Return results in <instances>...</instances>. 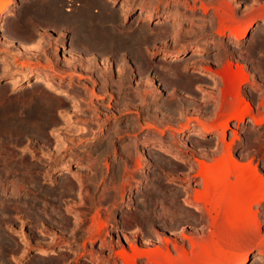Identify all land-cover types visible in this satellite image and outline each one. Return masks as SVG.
Returning a JSON list of instances; mask_svg holds the SVG:
<instances>
[{
    "label": "rangeland",
    "instance_id": "1",
    "mask_svg": "<svg viewBox=\"0 0 264 264\" xmlns=\"http://www.w3.org/2000/svg\"><path fill=\"white\" fill-rule=\"evenodd\" d=\"M34 1L13 0L0 15V264H124L117 251L130 250L133 239L141 250H157L165 247L164 236L172 240L176 264H204L210 258L203 252L219 243L230 251L222 264H236L247 253L246 264H264V252L256 246L264 238V201L248 208L250 192L234 190L244 183L234 169L238 158L244 166L252 161L264 177V0H105L106 10L102 4L93 7L96 15L117 18L107 20L105 33L106 26L122 23L142 34L133 37L139 43L124 44L125 50L116 42L118 54L88 52L76 26H53L46 16L38 20L34 9L50 0ZM61 1L55 10L65 12V19L84 6V0ZM127 1L134 7L131 13ZM220 1L232 11L226 9L229 21L221 36ZM149 9L158 12L147 16ZM251 18L253 27L238 38L233 30L246 27ZM228 61L248 72L242 90L262 120L258 125L252 116L242 123L231 120L225 130L227 145L236 140L231 155L224 153L225 142H215L227 113L222 102L231 99L229 92L221 94L226 85L221 71ZM28 72L30 79L13 89L10 81ZM37 75L49 76L76 100L37 83ZM234 78L239 83L241 76ZM45 98L56 104L54 110L48 111ZM33 112L39 115L32 117ZM202 125L213 129L192 135ZM67 161L73 165L69 172ZM199 161L219 163L216 174H226L216 228L210 227L213 210H196L217 202L213 185L209 190L199 176ZM253 186L257 198L260 181ZM196 192L204 194L199 203L192 198ZM238 198L247 205L239 206ZM98 217L106 225L100 234L94 231ZM182 229L195 236V244L181 237ZM176 238L187 257L174 248ZM137 261L149 262L145 256Z\"/></svg>",
    "mask_w": 264,
    "mask_h": 264
},
{
    "label": "bare ground",
    "instance_id": "2",
    "mask_svg": "<svg viewBox=\"0 0 264 264\" xmlns=\"http://www.w3.org/2000/svg\"><path fill=\"white\" fill-rule=\"evenodd\" d=\"M36 1V0H35ZM34 1V2H35ZM37 1H39V0H37ZM41 1V0H40ZM49 1V0H48ZM61 1V0H60ZM81 1V0H80ZM85 1V2H84ZM83 1V3H84V6L81 8L80 7V12H79V14H73L74 16H71V15H68L67 16V14H66V19L63 17V16H65V12H64V15H62L63 14V12H62V14L61 13H59L58 11H56L55 9H56V3H58L57 2V0H50L49 2H46V4H44L43 6H41V5H39V6H37V8L36 9H34L35 10V14L39 17L38 18V20L41 18V17H47L46 19H45V21L47 20V19H49V21L51 22H48V23H50V24H52L53 25V23L55 24V26H59V25H61V24H70V25H74V26H76V28L78 29V31L77 30H75V31H77L76 33L77 34H79V36H80V42L82 43V46L84 47V49H86L88 52L89 51H93V52H95V51H97V52H110V53H113V54H118V53H116V51H115V44H116V42H122L123 43V46L122 47H124V50L125 49H127L128 47H126L125 48V45L124 44H126V43H130L132 40H133V42H137V43H139L138 41L139 40H137L138 38V35L139 36H141L142 34H140L141 33V31L139 32V34L138 35H136L135 33H136V29H134L133 28V26L131 25L130 27H124L123 25H122V23H116V25H114V24H112V25H114V27H112L111 29H109L107 26H106V28L108 29V31L105 33V31H104V26L105 25H108V22H107V20H109V19H113L115 16H114V14L113 13H109V14H107V13H101V14H99V15H96L95 14V12L96 11H93V7L95 6V5H98V4H108V3H106L107 1H105V0H84ZM103 1H105V3L103 2ZM61 2H63V0L61 1ZM82 2V1H81ZM112 2V1H111ZM128 2V1H127ZM13 3V0H0V15L3 13V12H5L6 11V9L8 8V7H10V5ZM36 3V2H35ZM35 3H33L32 5L34 6V7H36L35 6ZM38 3V2H37ZM36 3V4H37ZM40 3V2H39ZM43 3H44V1H43ZM64 3V2H63ZM223 3V1L221 2L220 1V6L218 7V6H216L221 12H219L220 14H219V22H218V24H219V26H218V31H217V33L221 36V35H224L225 34V31H226V20H228L227 19V15H228V12L230 11L229 9L230 8H226V7H228V5L225 7V5L224 4H222ZM60 4V3H59ZM58 4V5H59ZM102 4V5H103ZM101 5V6H102ZM103 5V9H105L106 10V6H104ZM109 6H110V4H108ZM127 5V9H128V12H127V9H126V12L127 13H131L133 10H134V7H132V5L128 2V4H126ZM142 5V4H141ZM33 6H32V8H33ZM101 6H100V10H101ZM143 6V5H142ZM147 6V5H146ZM261 6V5H260ZM31 7V6H30ZM145 7V6H144ZM149 7V6H148ZM57 8H58V10H59V7L57 6ZM111 8V7H110ZM143 8V7H142ZM146 8V7H145ZM144 8V9H145ZM151 8V7H150ZM154 8V7H153ZM256 8V7H255ZM255 8H254V10H255ZM258 8V7H257ZM124 9V8H123ZM148 9V8H147ZM204 10L205 9H207V5L205 4L204 5V8H203ZM229 10L228 12H227V10ZM258 9H260V8H258ZM262 9V8H261ZM264 9V8H263ZM29 10H31V8H29ZM98 10V9H97ZM110 10V9H109ZM114 10V9H113ZM150 10V11H149ZM148 10V14L149 15H147V16H150V15H154L155 16V14L158 12V11H156V10H152L151 11V9H149ZM62 11H63V9H62ZM102 11H104V10H102ZM116 11V10H115ZM130 11V12H129ZM257 11V10H256ZM30 12V11H29ZM106 12V11H105ZM119 12V11H118ZM125 12V13H126ZM139 12V11H138ZM144 12V11H143ZM232 11H230L229 12V14L231 13ZM31 13V12H30ZM76 13H77V11H76ZM123 13V12H122ZM124 13V14H125ZM140 13V12H139ZM264 13V12H263ZM262 13V15H264ZM32 14V17H34L33 16V13H31ZM98 14V13H97ZM233 14V13H232ZM69 16H71L70 18H72V19H70V21H69V19L67 18V17H69ZM125 16V15H124ZM49 17V18H48ZM119 18H120V16H119ZM37 18H35V20H36ZM44 19H43V21H44ZM114 19H117V18H114ZM252 19V18H251ZM119 21L121 20V19H118ZM122 20H124V19H122ZM229 21V20H228ZM256 21V19H252V20H250V23H249V25H247L246 27H241L240 29H236V30H233V28H232V30H233V33L238 37V38H243V37H245L247 34H248V32L250 31V29L253 27V25H254V22ZM53 22V23H52ZM116 22V20L113 22V23H115ZM123 22V21H122ZM167 24V26L165 27V32H169V31H171V28H172V23L170 22V21H167L166 22ZM177 23V22H176ZM57 24V25H56ZM68 24V25H69ZM175 24V23H174ZM174 24H173V26H174ZM178 24V23H177ZM176 25V24H175ZM54 26V25H53ZM62 27H63V25H61ZM66 26V25H65ZM64 26V27H65ZM170 26H171V28H170ZM22 27H25L24 26V24L22 25ZM60 27V26H59ZM136 27V26H135ZM232 27V26H231ZM0 28H1V26H0ZM3 28V27H2ZM41 28V27H40ZM58 28V27H57ZM140 28H142V27H140ZM177 28H178V25H177ZM106 29V30H107ZM142 29H144V28H142ZM1 31V30H0ZM19 32H20V30H18ZM145 31V30H144ZM23 32H24V30H23ZM22 32V33H23ZM79 32V33H78ZM138 32V31H137ZM143 32V31H142ZM145 33V32H144ZM170 33V32H169ZM146 34V33H145ZM76 35V34H75ZM149 34H147V36H148ZM166 35V34H165ZM168 35V34H167ZM136 37L137 39L136 40H134V38L133 37ZM144 36V35H143ZM150 36V35H149ZM148 36V37H149ZM164 36V35H163ZM156 38H158V37H156ZM156 38H154V39H156ZM162 38V37H161ZM13 39V38H12ZM150 39H151V37H150ZM7 40H9V39H7ZM148 40V39H147ZM158 40V39H157ZM155 41V40H154ZM7 42V41H6ZM10 42V41H9ZM12 42V41H11ZM18 42V41H17ZM39 42V41H38ZM76 42V41H75ZM133 42H132V44H133ZM141 42V44L143 43L142 41H140ZM35 43H37L36 41H35ZM34 43V44H35ZM79 43V42H78ZM81 43L79 44V48L81 47L82 49H83V47L81 46ZM137 43H135V44H137ZM76 44H77V42H76ZM131 44V45H132ZM38 45H39V43H38ZM131 45L129 44L128 46L130 47V48H132L131 47ZM26 46V45H25ZM28 46V45H27ZM30 46V45H29ZM36 47H37V45H35ZM127 46V45H126ZM134 46V45H133ZM136 46H139L140 47V44H138V45H136ZM29 48H31V47H29ZM35 48V47H34ZM138 48V47H137ZM141 48V47H140ZM135 49V48H134ZM180 49V48H179ZM129 50H132V49H129ZM139 50V49H138ZM137 50V51H138ZM128 51V50H127ZM134 51V50H133ZM181 51L182 52H185L186 51V48H184V49H181ZM96 52V53H97ZM139 52V51H138ZM137 52V54H139ZM130 53H132V52H130ZM134 53V52H133ZM171 53V52H170ZM81 54V53H80ZM103 54V53H102ZM137 54H136V56H137ZM165 54H167V53H165ZM121 55V54H120ZM116 56V55H115ZM139 56H140V54H139ZM169 56V55H168ZM167 56V57H168ZM117 57V56H116ZM166 57V56H165ZM32 59V58H31ZM47 59H49V58H47ZM84 59V58H83ZM85 60V59H84ZM229 62V61H228ZM40 63V62H39ZM92 63V62H91ZM90 63V64H91ZM49 64V63H48ZM51 64V63H50ZM81 64V63H80ZM42 66V65H41ZM50 66V65H49ZM93 66V65H92ZM227 66V65H226ZM225 66V70L224 71H221L222 72V75L224 76V79H225V87H224V91L222 92L221 91V94L222 93H230V95H231V99H229L228 97H226V99L222 102V107H224L225 108V110H227L226 112V114H224V121L222 122V123H219V124H222L221 126V128H223V131L221 132V133H219L218 135H217V137H216V140H215V142L216 143H218L219 144V142H225V140H226V133H225V130H226V128L227 127H229L230 126V124H231V120L232 119H236L237 120V122L238 123H242V122H245V120H246V117L247 116H252L253 117V124H255V125H258V124H260V123H262V120H260V119H258V118H256L255 116H254V111H253V105H252V103L250 102L251 100H249L248 99V96L244 93V91L242 90V86H243V84H245V83H247L248 81H249V74H248V72L245 70V68H244V66H239L238 68L239 69H235V68H233L232 67V62H229V64H228V67H226ZM238 66V65H237ZM44 68H46V65L44 66ZM50 68V67H49ZM50 70V69H49ZM221 72L220 73H218V74H220L221 75ZM200 74H201V72H200ZM202 74H204L203 72H202ZM52 76V75H51ZM104 76V75H103ZM106 76V75H105ZM238 76H241V78L240 79H238L237 77ZM30 77H31V73H25L24 75H23V77H15L14 79H12L10 82H11V84H12V86H13V89H17V88H19L24 82H26V81H28L29 79H30ZM63 77V76H62ZM231 77H232V79H231ZM234 77H236L237 79H238V81L240 80V82L238 83L237 81L236 82H234ZM35 78H36V82L37 83H40V84H42V85H44V86H46L47 88H48V90H51V91H53L56 95H61V96H63V97H65V98H68V99H71V98H73V99H75L74 98V96H75V94H74V96L72 95V93L71 92H69L68 90H64V89H62L61 87H59V86H57V85H55L53 82H52V80H51V78L49 77V76H41V75H37V76H35ZM34 78V79H35ZM52 78H54V77H52ZM231 80V81H230ZM236 80V79H235ZM224 81V80H223ZM108 82V81H107ZM60 83V82H59ZM238 83V84H237ZM10 84V83H9ZM222 90H223V88H221ZM73 92V91H72ZM45 95V94H44ZM47 95V94H46ZM49 95V94H48ZM223 95V94H222ZM229 95V94H228ZM42 97V100H43V96H41ZM47 97V96H46ZM94 97V96H93ZM147 97V94L146 93H144L143 94V98H146ZM224 98V97H223ZM222 98V99H223ZM46 99V101H47V98H45ZM39 100H40V98H39ZM52 100V99H51ZM51 100H48V101H51ZM76 100V99H75ZM74 100V101H75ZM45 101V100H44ZM43 101V102H44ZM48 101H47V103H48ZM54 101V100H53ZM52 101V102H53ZM47 103H45V104H47ZM54 103H56V102H54ZM61 103V102H60ZM49 104V103H48ZM61 104H63V103H61ZM75 104V103H74ZM15 105V104H14ZM20 105V104H19ZM42 105H44V103L42 104ZM41 105V106H42ZM50 105V107L52 108V106L51 105H54L53 103L51 104H49ZM56 105V104H55ZM54 105V106H55ZM59 105V104H58ZM46 105H44V107H45ZM60 106V105H59ZM14 107H16V105L14 106ZM43 107V106H42ZM50 107L48 106V111L50 110H54L55 108H52V109H50ZM46 109H47V106H46ZM221 110H223V108L221 109ZM224 110V111H225ZM47 112V111H46ZM46 112H45V114H46ZM221 112V111H220ZM51 113V112H50ZM224 113V112H223ZM32 117H35V116H37V115H39V113H37V112H33L32 114ZM50 115V114H49ZM51 115H52V113H51ZM23 118H25V117H23ZM50 118H52V120H53V118L54 117H51L50 116ZM21 119V118H20ZM30 120H32V119H30ZM52 120H51V122H52ZM58 120V119H57ZM28 121V120H27ZM54 121V120H53ZM7 122V121H6ZM29 122V121H28ZM27 122V123H28ZM58 121H55V124L57 123ZM5 123V122H4ZM34 123V122H33ZM31 124V125H34V124ZM22 124V123H21ZM25 124V123H24ZM23 124V125H24ZM29 124V123H28ZM28 124H25V126L26 125H28ZM53 124V123H52ZM6 125V127H7V124H5ZM31 125H29V126H31ZM25 126H22V127H24L25 128ZM219 126V125H218ZM217 126V127H218ZM220 127V126H219ZM33 128V127H32ZM213 129V127H209V126H206V125H202V129H200V130H197V131H193L192 132V135H194L195 137H199V136H204V135H206V134H208L211 130ZM216 129V128H215ZM25 130V129H24ZM221 130V129H220ZM84 131V129L81 131V132H83ZM86 131V130H85ZM2 132V131H1ZM87 132V131H86ZM219 132V131H218ZM43 133V132H42ZM8 134V133H7ZM4 139V138H3ZM235 139H237V138H235ZM197 140H199V138L197 139ZM196 140V141H197ZM236 140H234V142H235ZM234 142L232 143V144H226V142H225V152L224 153H226V154H228V155H231V150H232V147H233V144H234ZM215 143V144H216ZM218 146H220V145H218ZM160 150H164L165 151V145H160ZM224 150V149H223ZM223 152V151H222ZM166 155H169V156H171V157H175V156H177L175 153H173L172 151H168V153H166ZM221 155H222V153H221ZM224 156H225V154H223ZM233 156V155H232ZM243 156H245L244 154H243ZM231 158V157H230ZM227 159V158H226ZM239 159V158H238ZM238 159H236V160H234V163H235V168L234 169H238V170H240V173H241V176L244 178V183L242 184V185H240V186H238V184L235 186V188L236 189H234L235 190V194H236V192H239V194H241L242 192H245V191H249L250 192V194H249V198L250 199H252V200H248L249 198L248 197H246L247 198V201H248V203H249V207L248 208H251V204L253 203V201H256L258 204L259 203H261L262 201H264V177L259 173V171H258V169H257V167H255V165L253 166V164H252V161H249V163L248 164H245V166H244V164H242L241 162H239V161H237ZM243 159V158H242ZM231 160H233V158L231 159ZM52 161V160H51ZM241 161V160H240ZM55 162V161H54ZM218 162H219V160H218ZM233 162V161H232ZM201 163V164H200ZM207 163V162H206ZM220 163V162H219ZM219 163H212L213 165H211V164H205L204 162H203V164H202V162H200L199 161V164H200V167L201 168H199L200 170H199V176H202L203 178H205L204 179V181L206 180V183H207V187H209V190L211 189V186H209V184L211 183L212 185H213V189H214V193H215V198L217 199V202L216 203H214V205H213V207L212 208H210L206 203H203V205H202V207H196V210H202V212H209L210 210H213V212H215L216 213V215H214V216H210V227L211 228H216L218 225H219V220H220V214H221V212H222V206H221V204H220V202H219V199H220V197H221V195L222 194H224V192H223V186L225 185V182H226V180H224L225 178H223V177H225V175L221 178V177H219V175H217L216 173H217V171L215 172V170H217V169H215V166L216 165H218ZM65 165V164H64ZM73 165H72V163H71V161H67V163H66V166H65V172H69V170H70V167H72ZM75 166V165H74ZM230 166V165H229ZM216 168H221V167H219V165H218V167H216ZM72 169V168H71ZM228 169V168H227ZM74 170V169H73ZM77 170V169H76ZM230 170V169H229ZM228 170V171H229ZM235 170V171H236ZM222 171V170H221ZM223 173H224V171H222ZM230 172V171H229ZM232 173V172H231ZM235 173V172H234ZM237 174V173H236ZM250 175V177H247L246 175ZM227 175H229V174H227ZM231 175V174H230ZM229 177V176H228ZM226 178H227V176H226ZM255 179H257V180H259L260 181V183H261V186H260V188L258 189V195L256 196L257 198H253V196H254V190L256 189L254 186H253V188H252V185H253V183H254V180ZM82 181V180H81ZM82 184V183H81ZM84 184V183H83ZM210 184V185H211ZM82 188V187H81ZM255 188V189H254ZM224 191H225V189H224ZM232 192H233V190H232ZM202 193H204V192H202ZM234 193V192H233ZM123 194V193H122ZM231 194V193H230ZM234 194V195H235ZM232 195V194H231ZM251 196H252V198H251ZM123 197V196H122ZM192 197V196H191ZM202 197H204V194H201L200 192H196V193H194L193 194V197L192 198H194V200H196L198 203L199 202H201V200H202ZM255 197V196H254ZM240 198H238V204H241V205H239V206H242L243 205V203L241 202V200H239ZM243 199V198H242ZM237 202V201H236ZM246 202V201H245ZM126 203V202H125ZM245 205H247V204H244L243 205V207L245 206ZM200 206V205H199ZM248 211V210H247ZM148 212V211H147ZM107 213V212H106ZM244 213V212H243ZM97 217V216H96ZM187 219V218H186ZM105 220V219H104ZM104 220H102L100 217H98V218H96L95 220H94V225L96 226V228H97V230H95L94 229V231H98V233H99V231L102 229V228H104L106 225H105V221ZM185 221V220H184ZM189 228V227H188ZM183 230V229H182ZM185 230V229H184ZM183 230V233L181 234V237L183 238V239H188V240H190L191 242H192V244H195V236L194 235H189L190 234V232H189V234H187L185 231ZM187 231V230H186ZM97 233V234H98ZM142 233V232H141ZM100 234V233H99ZM98 234V235H99ZM144 236V235H143ZM169 236H164L162 239H163V241L165 242L164 243V245H165V247L164 248H162V247H160V248H158L157 250H148V249H139V248H141V247H139L138 248V245H135V244H133V240L131 241V244H130V242H129V249L131 250H128V249H124L123 248V250H120V251H117V253L119 254V256L121 257V258H123L124 259V261L126 262V263H124V264H136V263H138V261L136 262V260H137V258H140V257H142V256H145V258L146 259H148L149 260V264H173V263H175V260L174 259H172V256H171V249H170V247H169V243H172V240H171V238L169 239L168 238ZM217 237V236H216ZM131 238V237H130ZM180 238V237H179ZM179 238H176V240L173 242V246H174V248L175 249H177V251H178V253H179V256L181 257V256H186L187 255V250H186V248L183 246V245H181V241L179 240ZM131 240V239H130ZM184 241V240H183ZM217 241V240H216ZM135 242V241H134ZM185 242V241H184ZM220 242H222V241H220ZM218 244V243H217ZM223 245V244H222ZM220 243L215 247L216 249L215 250H213V249H211V248H209V249H206L205 250V253L203 252V254L205 255L206 253L209 255V258L210 259H207V260H204V264H222V261L225 259V258H227V254H228V252H230V251H228L227 249H229V248H227V247H223ZM256 246L259 248V251L260 252H264V238H258V241L256 242ZM130 251V252H129ZM190 252V251H189ZM215 252V253H214ZM116 253V254H117ZM213 253H214V255H213ZM229 255V254H228ZM205 256H207V255H205ZM187 257V256H186ZM189 257V256H188ZM249 255H248V253L246 254V255H244V257H242L236 264H246L248 261H249ZM185 258V257H184ZM192 258V257H191ZM177 261V260H176ZM147 262V261H146ZM147 263V264H148ZM59 264H60V262H59ZM176 264V263H175ZM179 264V263H178ZM200 264V263H199Z\"/></svg>",
    "mask_w": 264,
    "mask_h": 264
}]
</instances>
